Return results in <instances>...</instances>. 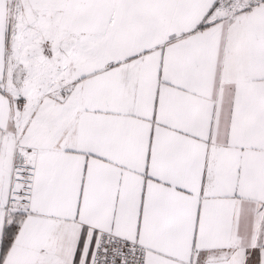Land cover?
Instances as JSON below:
<instances>
[{"label": "snow or ice", "instance_id": "1", "mask_svg": "<svg viewBox=\"0 0 264 264\" xmlns=\"http://www.w3.org/2000/svg\"><path fill=\"white\" fill-rule=\"evenodd\" d=\"M0 264H264V0H0Z\"/></svg>", "mask_w": 264, "mask_h": 264}]
</instances>
